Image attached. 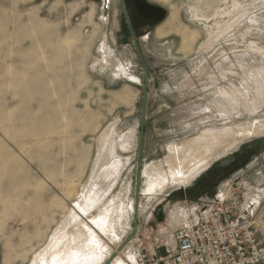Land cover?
I'll return each mask as SVG.
<instances>
[{
	"label": "rangeland",
	"instance_id": "374dc122",
	"mask_svg": "<svg viewBox=\"0 0 264 264\" xmlns=\"http://www.w3.org/2000/svg\"><path fill=\"white\" fill-rule=\"evenodd\" d=\"M58 1L0 0V264H51L44 249L57 233L79 237L85 255L96 252L83 246L81 225L91 226L106 208L107 232L92 226L102 259L89 264H134L130 242L114 253L135 225L140 233L153 227L172 243L186 223L181 219L199 215L197 202L232 191L264 238V131L229 139L190 180L170 181L157 194L147 190L157 167L168 175L171 145L264 118V105L222 113L214 104L215 91L231 81L245 89L248 72L239 63L264 64V55L247 46L253 40L264 49V0H239L232 29L212 46L191 11L201 5L211 14L232 0H151L160 12L148 22L163 23L139 40L149 68L144 111V66L117 0ZM184 31L195 37L183 47ZM91 191L95 203L87 207Z\"/></svg>",
	"mask_w": 264,
	"mask_h": 264
},
{
	"label": "bare ground",
	"instance_id": "6f19581e",
	"mask_svg": "<svg viewBox=\"0 0 264 264\" xmlns=\"http://www.w3.org/2000/svg\"><path fill=\"white\" fill-rule=\"evenodd\" d=\"M159 1H163V0H159ZM224 1H227V0H224ZM106 2H109V0H106ZM166 3H168V2H166ZM207 6H208V4H207ZM191 7H193V6H191ZM76 8H78V7H76ZM242 9H243L242 3L239 0H232V4L227 8H223V9H220V7L215 8L213 13H211V14H208V12H205L204 8H202L201 5L194 6L193 11H191L192 15H193L192 17L196 21L202 23L205 27H207L208 31H209L208 40L204 44L208 43L209 45L212 46V44L220 41L222 39V37H224L226 34H228L233 27V20H235L237 14L239 12H241ZM176 18H177V12L172 11L166 21H168L170 26H172L173 22L176 20ZM181 34L183 35V37H182L183 43H184V45H182L183 47L186 45L185 42H187V41H189V39H193L195 37L194 36L193 38H191V36H189V34H187L186 31L182 32ZM247 43H248V45H247L248 51H251L255 54L264 55V49L261 46H259V44L256 41L251 40ZM102 54L104 55L103 52H102ZM248 54H250V53H248ZM242 55H240V57ZM244 56H245V54H244ZM247 56H249V55H247ZM256 57H258V56H256ZM252 58H254V57H252ZM232 60H234V59L232 58ZM261 61H263V60H261ZM220 62H222V61H220ZM243 63L245 64V62H243ZM243 63L241 62V63H239V65L238 64L237 65H238V68H240L241 70L248 72V75H247L248 78H246V77L242 78V84L245 86V89H241L238 86H235L231 81V88H229L230 86L227 88L226 87H220L218 89V91H215V93L213 92L215 94V96L219 98V102H217V103L214 102V104H216V107L219 108L220 112H222L223 110L225 112H227V111L229 112L230 110H235L237 107H241V108L243 107L244 109H246L248 111L259 110L264 105V64L259 65L257 67L250 68V67H246ZM263 63H264V61H263ZM229 65L231 66V64H229ZM233 65L234 64H232V66ZM226 73H228L232 76L236 74L234 71L227 70V69H226ZM223 78L228 80V77H226L225 74L223 75ZM252 84H253V86H255V88H253L254 91L251 89ZM252 92H254L253 95H251ZM261 113H262V111H261ZM229 122L230 121L227 120V122H224L223 124H227ZM262 131H264V118L263 117H262V119H257L252 123L250 122V123H247L244 125H238V126H236V129H233L229 125L228 126L225 125V126L218 128V129L214 128V127L211 129H206L202 133H200L199 135L195 136L194 138H191L190 140L184 142L182 144V146L171 145L169 147L170 153H169V156L167 159V166L169 168L168 169V175L162 166L157 167V170H155V172L151 173L148 176L149 181L147 184L148 185L147 190H149L150 192L154 191L157 194V193H160L161 191H163L164 188L168 185V183H170V181L178 183L179 181L184 180V179L190 180L192 177H194L191 175L192 172H194L193 175H195L196 173L201 171L207 165L209 155H211L217 149L220 150L219 148H222L221 146L224 145L225 143H227V141L229 139L233 140L232 138H235V136H238L241 138L254 136V135L260 134ZM106 137H107V135H106ZM234 143H236V142H234ZM226 145H229V144H226ZM147 170L149 171V168ZM92 192L93 191H91V193L89 195L90 197H88L89 200H87L88 201L87 207H89L90 205L95 203V201L91 202ZM137 203L138 202H136V206H137ZM136 206H133L134 211H135ZM72 215L74 218H76L74 214H72ZM110 215H112L111 210L109 208H106L103 213L92 218L91 223H90V224H92L91 226L88 224L81 225L83 231H86L87 232L86 234L88 235V237H87L88 242L85 243V245H83V246H87V247L93 248V249L95 248L96 252H95V250H93L92 253H90V254L87 253L85 255V253H83V251L81 249L79 237H75L74 235L69 236V234H64V233H57L56 235L52 236L50 238V240H48V243L44 249V254L47 252H51V262H52L53 256H55L57 258V264H62L63 261H67L68 264H72L73 259L78 260L79 264H86V263L89 264V261L91 263H93L95 260H97L96 259L97 257H98V259H102V257L99 256L103 251L102 248L100 247V243H101L100 237L98 236L97 232H95L96 230L94 228L97 227L98 230L100 229L102 232L106 233L107 229L110 228V225H109ZM180 215H184V213H182V214L180 213ZM189 219H190V217L185 215L184 218L181 219V222H187V221H189ZM92 226L93 227L95 226V227L93 228ZM116 236H117V234H116ZM73 241H74V243H73ZM127 244L125 245V247L127 246ZM115 252L118 254V253H121L122 250H119V248H118V250H116ZM74 253H78V256L74 257L73 256ZM47 255H48V253H47ZM130 257L133 259L134 256H130ZM112 264H115V263L112 262ZM118 264H127V263L122 261V260H119Z\"/></svg>",
	"mask_w": 264,
	"mask_h": 264
},
{
	"label": "built area",
	"instance_id": "2783aa9c",
	"mask_svg": "<svg viewBox=\"0 0 264 264\" xmlns=\"http://www.w3.org/2000/svg\"><path fill=\"white\" fill-rule=\"evenodd\" d=\"M196 210L172 243L153 227L136 231L134 264H264V238L239 194H221Z\"/></svg>",
	"mask_w": 264,
	"mask_h": 264
},
{
	"label": "crops",
	"instance_id": "0c3cea01",
	"mask_svg": "<svg viewBox=\"0 0 264 264\" xmlns=\"http://www.w3.org/2000/svg\"><path fill=\"white\" fill-rule=\"evenodd\" d=\"M109 2H110V0H109ZM123 3H124V7H125V11L127 13V16L129 18L131 28L129 27L127 20H126V22H127L129 31L131 33L132 41H133V44L135 46L136 52L139 55L138 57L141 59V61L143 63L144 78H145V82L147 85L149 68L143 60L141 49L139 47V40L148 37L149 34L154 29H156L159 25H161L163 23V21H162V22H159L158 24H154V26H151L152 24L150 22H148L152 18L151 16H153V17L158 16L160 9H159V6L151 0H129L126 2H124V0H123ZM125 3H129V7L127 5H125ZM117 4L120 6V8H121V10L125 16V12H124V9L122 7L120 0H117ZM145 9H147V11ZM109 18H110V16H109ZM125 19H126V17H125ZM120 28L121 27L119 25V29H117V32L120 31ZM140 31L145 32V34L144 35L139 34V36L137 37L136 34ZM116 34L117 33H115V36H116ZM133 35L136 37V41L134 40ZM114 39H116V38H114ZM129 44H130V42L129 43L123 42L124 47L129 46ZM211 201L212 200H208L207 202L206 201H199V202H197V206L200 208L202 206H205L206 203H209ZM188 213H190V212L187 211L186 214H188ZM187 216L191 217V215H187Z\"/></svg>",
	"mask_w": 264,
	"mask_h": 264
},
{
	"label": "water",
	"instance_id": "95a60500",
	"mask_svg": "<svg viewBox=\"0 0 264 264\" xmlns=\"http://www.w3.org/2000/svg\"><path fill=\"white\" fill-rule=\"evenodd\" d=\"M120 2H121V4H122V7H123V9H124V12H125V17H126V20H127V22H128V25H129V27L131 28V25H130V22H129V18H128V16H127V13H126V11H125V7H124V3H123V0H120ZM133 37H134V40L136 41V37L133 35ZM145 91H144V100H143V111L145 110V108H146V94H147V85L145 84V89H144ZM140 149H142V146H141V148ZM141 153H142V150L140 151V161H141ZM141 163L139 164V168H138V184H139V178H140V174H141ZM137 231V225H135L134 226V228H133V231L130 233V235L128 236V238L126 239V241L119 247V250H122L124 247H125V245L130 241V239L132 238V236L135 234V232ZM117 253L115 252L114 253V256L116 255ZM113 256V257H114ZM109 263V261L107 262V263H105V264H108Z\"/></svg>",
	"mask_w": 264,
	"mask_h": 264
},
{
	"label": "snow or ice",
	"instance_id": "6c2138e0",
	"mask_svg": "<svg viewBox=\"0 0 264 264\" xmlns=\"http://www.w3.org/2000/svg\"><path fill=\"white\" fill-rule=\"evenodd\" d=\"M73 243H74V241H73ZM73 256L74 257L78 256V253H74ZM129 259L131 260L132 258L129 257ZM52 264H57V258L55 256H53V258H52ZM62 264H68V262L67 261H63ZM72 264H79V261L76 260V259H73Z\"/></svg>",
	"mask_w": 264,
	"mask_h": 264
}]
</instances>
